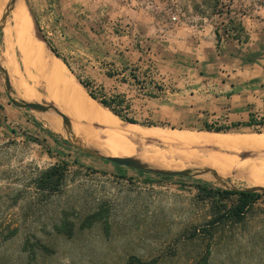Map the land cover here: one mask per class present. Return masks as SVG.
<instances>
[{
    "label": "rangeland",
    "instance_id": "obj_1",
    "mask_svg": "<svg viewBox=\"0 0 264 264\" xmlns=\"http://www.w3.org/2000/svg\"><path fill=\"white\" fill-rule=\"evenodd\" d=\"M20 1L33 23L34 45L43 43L62 59L76 79L88 85L80 82L89 94L109 101L121 96L122 105L116 101L113 106L133 118L137 127L222 133L226 140L222 145L189 146L142 136L134 140L154 147L161 160L172 159L182 167L134 158L153 168L188 171L184 176L151 174L92 154L101 142L87 134L82 142L87 147L81 145L75 121L50 100L53 86L14 22V0H0V95L6 99L0 100V264H127L131 256L154 264H202L204 258L208 264H264V187L257 177L258 169L264 171V147L242 141L238 148L239 142L234 146L230 141L264 138V121L217 132L169 126L153 117L162 87L154 73L157 42L178 27L211 30L217 35L218 51L239 38L243 46L233 47L239 51L234 57L243 60L250 54L249 61L264 65V0ZM242 23L245 27L238 29ZM249 38L253 44L244 51ZM140 66L148 73L140 72ZM117 71L124 75L114 78ZM117 84L121 88L113 92ZM165 89L164 96H169L171 87ZM29 101L55 106L68 122L50 107L37 111L21 105ZM43 115H52V127ZM54 115L61 119L57 131ZM63 130L66 135L59 132ZM184 151L200 153L202 161L190 154L183 158ZM216 154L231 155L236 164L215 169L203 160ZM55 166L64 172L59 189L39 187L43 173ZM198 184L255 188L262 196L242 222L211 224L217 205L198 190ZM98 210L103 219L84 228L87 216ZM65 221L74 226L72 236L59 231Z\"/></svg>",
    "mask_w": 264,
    "mask_h": 264
},
{
    "label": "crops",
    "instance_id": "obj_2",
    "mask_svg": "<svg viewBox=\"0 0 264 264\" xmlns=\"http://www.w3.org/2000/svg\"><path fill=\"white\" fill-rule=\"evenodd\" d=\"M242 24L236 27L242 30L245 27ZM216 38L214 31L187 26L172 30L166 39L157 42L158 63L154 73L162 87L154 100L155 119L169 126L203 128L215 125L229 129L251 127L264 121L261 119L264 117V65L257 64L256 60L249 61V53L243 60L234 57L239 51L233 47L243 46L238 37L220 51ZM251 41L249 38L242 50L251 49L247 47L253 44ZM139 69L148 73L147 67ZM122 75L124 72L117 71L114 78ZM169 86L171 93L164 96L163 91ZM112 88L115 92L121 86L117 84ZM0 100L6 99L0 95ZM22 122L27 123V118ZM247 123L250 125H245Z\"/></svg>",
    "mask_w": 264,
    "mask_h": 264
},
{
    "label": "bare ground",
    "instance_id": "obj_3",
    "mask_svg": "<svg viewBox=\"0 0 264 264\" xmlns=\"http://www.w3.org/2000/svg\"><path fill=\"white\" fill-rule=\"evenodd\" d=\"M13 10H14V18H15L14 22H16V25H18V27H20L23 31V36H22L23 41H27L26 43L29 46H31L34 52V55H36L34 57H37L36 59L40 61L44 74H46L48 78L47 80L53 86V91L49 89L50 100H52L56 104L55 106H58L64 113H66L68 116H70L75 121L74 123L78 130L77 139L80 141L81 145H84V143H82L83 137L87 134H90V136H92L91 138L98 140V142H101V144L99 143L100 145H94V148H93L94 150L92 149L93 151L96 150L95 152L97 153L104 154V155H110V156H123V157H128V156L134 157L135 156V157L141 158L148 162H150L151 160L153 161L157 160L159 163L161 162V164L164 163L165 164L164 166L167 165L169 167H176V168L179 167L180 169L182 167V164L172 162L171 161L172 159L171 160H161V158L159 157V153L157 152V150L154 149V147H150L147 145H137L136 142L134 143V140L137 139L139 136L140 137L142 136L141 138L151 137L154 139L156 138L160 140L161 142H164L165 144H168L171 146H189L192 144L193 145H196V144L197 145H208V144L222 145L224 143V140H226V137H221L222 135H226V134H222V133H216L213 135H195L194 133H190V132L188 133L184 130L170 131V130H164L160 127L159 128H156V127L139 128L134 123L127 124L123 122L115 113H113L112 111L104 107L96 99L92 98V96L89 94L87 89L76 79L75 75L69 71L65 62H63L62 59L54 55V53L50 52V50L45 46V44L36 43L34 45L35 42L33 41L34 38L32 37L34 33L33 23L28 16L27 10L25 9L23 2L20 0H15L12 11ZM23 43L22 45H24ZM11 64H9L10 71L14 74ZM68 71L70 72L71 75L68 74ZM29 97H38V96L29 95ZM55 117L59 121L57 127L55 128V130L57 131L61 123V119L57 116ZM53 119L54 118L52 117V115H43V120L48 127H52L54 125ZM83 120H85L86 122L84 125L82 124ZM93 124L98 125L99 127H94L92 126ZM59 132L61 134L62 133L65 134V130L59 131ZM229 139H231V137ZM230 141L234 143V146L236 145L235 143L239 142L238 144H240L242 141L244 142L249 141L260 147H264V138L260 139L257 137H249V138L234 137ZM151 142H152V139H151ZM242 144H240L238 148H240ZM230 145H233V144H230ZM246 145L248 144H245V147ZM84 146L87 147L86 145ZM172 149L175 150L174 148ZM127 154H131L133 156L127 155ZM180 154H185L183 157L185 159H187V157L190 154L196 159L202 161V159L199 157L200 153L198 154L195 151L192 152V154L189 151H184ZM230 156H227V155L222 156L219 154L213 157L212 160L205 159V158H203V160L205 162L207 161L206 162L207 164H211L215 169H217L222 166H232L233 163H235L236 161L234 157H230ZM257 172H258L257 174L258 182L261 186L264 187V171L263 170L261 171L258 169ZM226 173H227L226 171L220 172L219 175H225Z\"/></svg>",
    "mask_w": 264,
    "mask_h": 264
},
{
    "label": "trees",
    "instance_id": "obj_4",
    "mask_svg": "<svg viewBox=\"0 0 264 264\" xmlns=\"http://www.w3.org/2000/svg\"><path fill=\"white\" fill-rule=\"evenodd\" d=\"M80 82L85 87H88L86 83L82 81ZM90 95L92 96V98L96 100H100V103H102L106 108H109L122 120L130 123H136V121L133 118H128L127 116H125V114H123L121 111L117 110L113 106V102L116 101L122 105L124 99L121 96H115L112 99V101H109V99H99L91 92ZM245 125L249 126L250 123H247ZM206 128L217 132L230 130L229 128H224L221 126L218 128H213V126H206ZM148 172H150L151 174H157L152 171H148ZM63 179H64V172L55 166L43 173L39 187L43 189H49L55 191L59 189ZM197 188L206 197L211 198L213 200V203L217 205V207H215L216 212L213 213V218L210 221L211 224H217L220 222H224V223L242 222L245 219L246 214L253 208L254 204L262 196L260 192L254 189L229 190V189H222L219 187H210L204 184H198ZM232 198H235V200H233V202L230 203ZM103 216L104 214L100 210L88 215L87 218L84 220L83 227L84 228L91 227L95 223L101 221L103 219ZM59 231L63 232L67 236H72L74 234V226L69 224V222L65 221L63 222V226L59 228ZM154 263L155 261L152 260L143 261L141 258L137 256H131L127 262V264H154ZM202 264H208L207 258H204Z\"/></svg>",
    "mask_w": 264,
    "mask_h": 264
},
{
    "label": "water",
    "instance_id": "obj_5",
    "mask_svg": "<svg viewBox=\"0 0 264 264\" xmlns=\"http://www.w3.org/2000/svg\"><path fill=\"white\" fill-rule=\"evenodd\" d=\"M15 2V0H14ZM7 80V86L9 87V84H10V79L9 78H6ZM12 101L14 103H19L16 99L14 98H11ZM22 106L24 107H28V108H31L33 110H37V111H46L48 110L47 107H50L52 108L57 114H59L60 116L63 117V119L65 120V122H68V116L61 113L55 106H51V105H45V104H42V103H39V102H23L21 104ZM82 148L83 150H85V148L83 147H80ZM93 153L92 154H95V155H99L101 158H106L112 162H115L117 164H120V165H125V166H128V167H131V168H137V169H143V170H147V171H152L154 173H157V174H164V175H170V176H173V175H187L188 174V171H185V170H182V171H175V170H166V169H160V168H153L151 166H148L147 164H144L143 162H141L139 159L137 158H134V157H123V156H110V155H104V154H100V153H97V152H94L92 151ZM248 189H254L257 191V189L255 188H248Z\"/></svg>",
    "mask_w": 264,
    "mask_h": 264
}]
</instances>
